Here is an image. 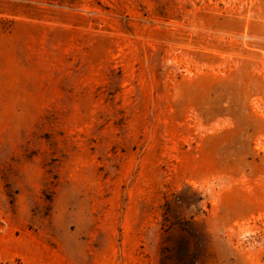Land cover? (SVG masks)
<instances>
[{"label":"rangeland","instance_id":"rangeland-1","mask_svg":"<svg viewBox=\"0 0 264 264\" xmlns=\"http://www.w3.org/2000/svg\"><path fill=\"white\" fill-rule=\"evenodd\" d=\"M0 264H264V0H0Z\"/></svg>","mask_w":264,"mask_h":264}]
</instances>
